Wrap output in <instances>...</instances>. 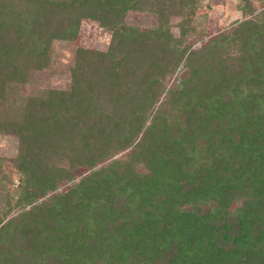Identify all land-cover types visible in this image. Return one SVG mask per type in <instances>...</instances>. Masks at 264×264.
Here are the masks:
<instances>
[{"label":"trees","instance_id":"1","mask_svg":"<svg viewBox=\"0 0 264 264\" xmlns=\"http://www.w3.org/2000/svg\"><path fill=\"white\" fill-rule=\"evenodd\" d=\"M239 1L249 17L193 47L200 0H0L20 207L0 264H264V0ZM141 11L153 26L126 22ZM82 20L106 50L77 46L67 87L25 92Z\"/></svg>","mask_w":264,"mask_h":264},{"label":"rangeland","instance_id":"2","mask_svg":"<svg viewBox=\"0 0 264 264\" xmlns=\"http://www.w3.org/2000/svg\"><path fill=\"white\" fill-rule=\"evenodd\" d=\"M240 3L239 0H200L195 16L196 32L183 37L184 45L190 44L193 47H198L210 36L229 32L237 21L249 17L240 9ZM252 5L256 8L262 6L261 2L257 0H253ZM177 21H179L178 17H172V31L176 36H178ZM126 22L145 29L153 26L155 20L150 13L141 11L129 12L126 16ZM109 39L110 31L108 29L99 27L93 21L82 20L74 41H56L51 44L47 67L37 70L32 75L31 81L24 85L23 90L30 92L37 87H67L70 82L69 68L74 59L75 48L82 46L89 49L106 50ZM16 151L17 140L15 136L0 133V217L3 218V222L16 218L20 211V207L12 206L15 199L12 192L19 182V173L14 161ZM56 165L67 166L66 163L61 162H56ZM68 185L69 183H66L60 189H64Z\"/></svg>","mask_w":264,"mask_h":264}]
</instances>
